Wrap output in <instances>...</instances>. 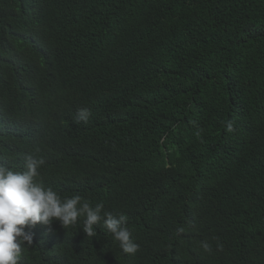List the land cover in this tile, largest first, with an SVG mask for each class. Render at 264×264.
<instances>
[{
	"label": "trees",
	"instance_id": "trees-1",
	"mask_svg": "<svg viewBox=\"0 0 264 264\" xmlns=\"http://www.w3.org/2000/svg\"><path fill=\"white\" fill-rule=\"evenodd\" d=\"M28 155L140 247L54 221L18 264H264V0H0V165Z\"/></svg>",
	"mask_w": 264,
	"mask_h": 264
},
{
	"label": "clouds",
	"instance_id": "clouds-1",
	"mask_svg": "<svg viewBox=\"0 0 264 264\" xmlns=\"http://www.w3.org/2000/svg\"><path fill=\"white\" fill-rule=\"evenodd\" d=\"M89 117L90 111L82 108L75 121L87 123ZM234 130L233 121H227L226 131ZM44 163L42 157L28 155L22 171L0 165V264H18L22 246L33 245L34 233L26 228H34L37 224L51 226L54 221L67 229L82 219L81 227L87 237L94 236L96 226L101 225L112 234L123 254L134 255L139 251V244L132 239L126 226V214L106 212L103 203L93 207L78 194L62 198L53 188L40 182L39 169ZM178 231L183 232V229ZM200 247L204 252L212 251L206 241H202ZM217 248L222 250L223 245L217 244Z\"/></svg>",
	"mask_w": 264,
	"mask_h": 264
}]
</instances>
